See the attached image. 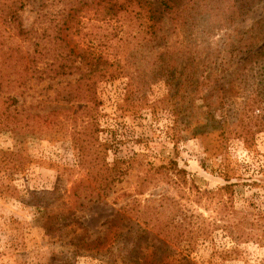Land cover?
Returning a JSON list of instances; mask_svg holds the SVG:
<instances>
[{
  "label": "rangeland",
  "instance_id": "obj_1",
  "mask_svg": "<svg viewBox=\"0 0 264 264\" xmlns=\"http://www.w3.org/2000/svg\"><path fill=\"white\" fill-rule=\"evenodd\" d=\"M80 2L72 11L101 26L92 9L77 12ZM176 3L174 18L163 14L161 46L129 39L132 66L120 64L135 92L129 75L104 77L89 118L77 103L47 100L48 81H32L19 109L55 111V122L16 127L0 117V152L23 156L0 170V264H264V0ZM69 4L27 0L24 28L49 44ZM114 39L113 52L123 48ZM163 49L182 77L167 80ZM77 76L49 85L63 89ZM199 121L216 131L179 136ZM107 163L117 171L108 185ZM103 187L108 195L95 201L89 192Z\"/></svg>",
  "mask_w": 264,
  "mask_h": 264
},
{
  "label": "trees",
  "instance_id": "obj_2",
  "mask_svg": "<svg viewBox=\"0 0 264 264\" xmlns=\"http://www.w3.org/2000/svg\"><path fill=\"white\" fill-rule=\"evenodd\" d=\"M26 1L0 0V95L3 96V102L0 104V117L4 118L5 125L16 127L24 119L35 117L43 118L44 123L55 122V117L50 119L55 111L47 114H24L23 110L19 109L20 104L17 105L20 101L19 96L22 97L28 90L33 89L32 81L37 84L48 81L50 84L56 77L70 75L79 76L69 87L55 91V87L48 84L47 87L53 89V93L51 95L46 93L47 100L77 103L83 110L86 108L87 116L91 115L89 118H92V109L97 102L98 81L111 75H129V72L120 64V62H125L126 64L123 65L132 66L130 61L135 57L134 51L137 47H134L133 42L129 39H136L140 49L150 47L152 50L161 46V40L167 37L165 33L160 32L164 25L161 23L163 14L174 18V14L178 12L181 5V3H176L178 0L160 1L158 7L154 6L155 1L152 0H81L77 12H81L80 10L84 8L87 11L92 9L94 16L92 18L101 23V26H97L96 23L89 24L84 21V15L72 11L73 0H62L67 8L70 3V10L59 11L61 18L59 17V21L55 19L57 22L52 28L54 35L49 34V44H46L42 41L43 36L38 33V30L35 31L34 28L28 30L23 26L20 10L25 7ZM97 27L104 30L102 37L106 41L101 43L104 44L102 46L94 42L98 38ZM44 35L46 36V34ZM114 38L123 41V48L113 52L111 44L115 42ZM53 39H55V47L52 45ZM59 40L60 42H58ZM158 53L159 61L165 60L164 64L166 65H162L161 68L166 72L167 80L173 81L174 78L183 76L181 67H178L174 62L169 63L170 59H166L169 56L168 51L163 49ZM133 88L134 77L129 75V93L136 91ZM89 118L87 123L91 121ZM92 124L94 125V123ZM177 127L178 124L173 129ZM181 131L185 132L183 136L209 137L216 131V127L215 125L210 127L200 121L187 122V125L180 128V137H182ZM85 134L89 138L93 137V132ZM86 141L88 143L91 140ZM226 145L224 141L218 144L219 147ZM0 154H4L0 156V170L11 169L15 167L12 162L18 160L21 162L23 159V156L15 151H4ZM21 166L18 165L17 168ZM104 166L107 174L102 181L108 185L117 180L115 179L117 171H114V168L108 163ZM180 173H184L182 178L187 181L186 171L181 169ZM102 189L98 191L92 189L89 194L95 201H104L108 190L105 187ZM2 192L4 191L0 187V193ZM149 229L150 227L147 225L144 230L147 231V235L150 233ZM159 261L153 259V262Z\"/></svg>",
  "mask_w": 264,
  "mask_h": 264
}]
</instances>
